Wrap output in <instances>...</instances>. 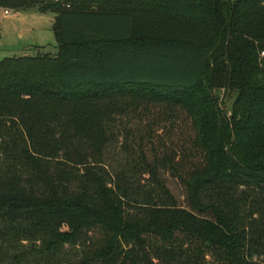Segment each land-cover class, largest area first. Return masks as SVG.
I'll return each mask as SVG.
<instances>
[{
  "label": "trees",
  "instance_id": "16d2710c",
  "mask_svg": "<svg viewBox=\"0 0 264 264\" xmlns=\"http://www.w3.org/2000/svg\"><path fill=\"white\" fill-rule=\"evenodd\" d=\"M0 9L57 42L0 61V264H264V0Z\"/></svg>",
  "mask_w": 264,
  "mask_h": 264
},
{
  "label": "rangeland",
  "instance_id": "374dc122",
  "mask_svg": "<svg viewBox=\"0 0 264 264\" xmlns=\"http://www.w3.org/2000/svg\"><path fill=\"white\" fill-rule=\"evenodd\" d=\"M54 15L39 14L34 10L11 12L0 9V61L5 58L57 52V42L53 33ZM217 107L227 118L236 95L227 90L214 93ZM160 176L178 205L186 207L183 188L166 172Z\"/></svg>",
  "mask_w": 264,
  "mask_h": 264
}]
</instances>
